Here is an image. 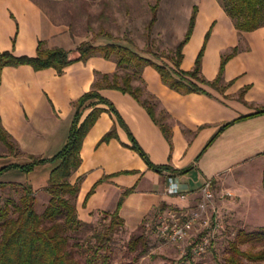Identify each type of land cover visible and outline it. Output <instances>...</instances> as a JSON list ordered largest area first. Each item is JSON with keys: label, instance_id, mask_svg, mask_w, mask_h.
Returning a JSON list of instances; mask_svg holds the SVG:
<instances>
[{"label": "crops", "instance_id": "0c3cea01", "mask_svg": "<svg viewBox=\"0 0 264 264\" xmlns=\"http://www.w3.org/2000/svg\"><path fill=\"white\" fill-rule=\"evenodd\" d=\"M42 1L0 0V52L12 50L16 55L34 56L40 41L47 48L72 50L92 38L73 33L68 25L57 24ZM175 2L182 6L175 5L168 11V2L160 1L153 37L156 34L161 38L157 41L160 48L175 50L185 38L196 8L192 34L183 47L181 68L193 69L204 50L202 73L214 80L223 57L237 49L223 69V82L228 87L224 93L207 87L211 95L183 94L167 86L154 67L145 66L133 84L143 86L153 96L156 117L171 129L170 141L135 97L114 88L101 89L149 159L172 169L150 168L128 146V131L111 112L103 111L83 140L82 163L71 176L72 183L80 184L79 217L87 221L99 212H114L124 191L134 188L125 196L119 213L124 226L134 229L159 206L191 207V202L201 197L199 188L206 180H212L221 190L220 195L228 193L219 200L221 216L237 221L239 228L259 229L264 227V113L239 119L215 135L225 123L264 108V26L239 31L218 0ZM118 69L115 60L102 55L76 61L62 73L55 68L7 66L0 71L3 126L23 152L50 158L67 141L75 102L103 74L112 75ZM115 124L118 137L101 142ZM13 158L0 167L30 161L27 156ZM54 165H38L30 173L24 172V179L9 182H28L38 191L48 184ZM171 179L179 183L185 197L167 192ZM91 190L94 191L88 195Z\"/></svg>", "mask_w": 264, "mask_h": 264}, {"label": "trees", "instance_id": "16d2710c", "mask_svg": "<svg viewBox=\"0 0 264 264\" xmlns=\"http://www.w3.org/2000/svg\"><path fill=\"white\" fill-rule=\"evenodd\" d=\"M225 12L234 22L239 31H254L264 26V0H218ZM160 0L152 6V16L146 26L148 33L158 20V8ZM196 8L191 17L190 26L185 38L178 44L174 53L167 55L149 51L154 58L146 56L130 46L110 42L106 44H94L86 40L75 49L62 47L47 48L43 41L39 42L37 53L34 56L16 55L12 50L0 52V71L7 66L30 65L36 70L55 68L62 73L64 69L76 61L87 60L94 55H102L105 58L117 62L118 71L112 75L103 74L94 83L91 90L85 92L75 102V112L72 118L68 138L63 148L50 158L26 154L9 131L3 126L0 118V143L14 157L27 156V163H9L0 167V189L8 187L20 189L18 199L11 196L0 203V264H79L71 257L68 251L69 232L78 230L88 223L83 221L78 214L77 196L80 190L79 182L72 183L71 176L78 170L82 163L81 148L83 140L98 116L105 110L114 115L116 121L123 126L131 139L128 146L138 152L150 168L163 171L172 169L170 165L154 164L147 153L139 145L135 137L127 128L123 118L112 102L106 99L100 90L114 88L135 97L148 110L151 116L160 124L167 139L171 140V129L164 122H160L155 115L153 96L145 92L143 86L133 84L135 79H140L139 74L145 66L154 67L163 82L171 89L183 94L205 93L209 94L207 87H212L220 93H224L228 84L223 82L222 74L227 60L237 51L223 57L219 75L214 80H208L202 73L203 51L199 53L195 66L191 70H183L181 61L183 47L189 40L194 27ZM165 57V58H164ZM164 59V60H163ZM120 70H123L120 72ZM101 105H106L103 107ZM88 111L87 114L85 112ZM264 113V108L256 112L242 116L234 121L225 123L215 137L233 122ZM164 117V116H163ZM116 124L101 139L108 142L117 138ZM215 137L213 139H215ZM212 139V141H213ZM211 141V142H212ZM210 142V143H211ZM45 163H54L48 184L44 190L50 195V199L42 213L37 210V195L33 186L28 182H9L2 180L5 172L18 169L30 173L36 166ZM183 173L187 170H172ZM134 188L124 191L120 197L114 212H106L109 217V225L101 238L102 247H108V242L118 226H124L120 217V208L125 196ZM94 190H91L90 195ZM168 207V205L164 206ZM98 236V235H97ZM250 245L248 250L242 249L243 245ZM135 241L131 242L134 247ZM192 249H189L185 260L189 264H195ZM93 257L87 258V264H95L97 250ZM109 255L105 254L101 264H108ZM186 264V263H184ZM217 264H264V227L256 230L240 228L235 237L229 241V251L224 261Z\"/></svg>", "mask_w": 264, "mask_h": 264}, {"label": "rangeland", "instance_id": "374dc122", "mask_svg": "<svg viewBox=\"0 0 264 264\" xmlns=\"http://www.w3.org/2000/svg\"><path fill=\"white\" fill-rule=\"evenodd\" d=\"M165 1L168 2L166 6L168 11L175 9V5L182 6V3L177 4L175 0ZM42 2L53 21L68 25L73 33H78L82 37L92 36L89 41L94 44L120 43L152 58L154 57L149 51L163 53L165 57L174 53V50L160 48L161 44L157 41L161 38L156 34L153 37V31L149 34L146 28L152 16V6L157 0H43ZM13 157L0 143V165L14 159ZM24 176L26 177L27 174L13 169L5 172L1 179L12 181L24 179ZM213 191L214 198L207 201V209L199 215L192 229L182 239H169L172 228L175 223L182 224L191 217L202 197L194 199L191 207L186 209L159 206L149 213L137 228L118 226L111 233L112 237L107 248L98 244L101 243L100 240L108 228L109 217L105 212L94 214L89 220H83L88 223L87 226L68 233V251L79 264H87V258H92L95 250L98 260L95 264H101L105 254L110 257L108 264H189L185 260L189 249H192L195 264L223 262L229 251V241L235 237L240 225L237 221L225 219L218 212L219 200L228 193L220 195L221 190H217L216 184H213ZM20 192V189L11 187L0 189V203L9 196L18 199ZM36 195V207L42 213L50 195L44 187L36 191ZM206 220L208 224L205 223ZM215 222L219 225L216 226ZM166 226L168 230L164 231ZM205 238L207 243L204 249H197ZM132 241H135L134 247L131 246ZM249 248L248 244L242 246L244 250Z\"/></svg>", "mask_w": 264, "mask_h": 264}, {"label": "built area", "instance_id": "2783aa9c", "mask_svg": "<svg viewBox=\"0 0 264 264\" xmlns=\"http://www.w3.org/2000/svg\"><path fill=\"white\" fill-rule=\"evenodd\" d=\"M202 201L199 202L197 209L192 213L191 217L187 219L182 224L175 223V226L172 228V233L169 235V239L178 240L184 238L187 233L192 229L194 223L198 220L199 215L204 212L208 205L207 201H211L214 198L213 184L212 180H206L204 184L199 188ZM167 192L173 195H179L180 197H185L184 192L180 189L179 183L171 179L167 185ZM206 224L209 222L206 220ZM215 225L218 226L219 223L215 222ZM168 230V226L164 228V231ZM207 238L202 241V244L197 246V249L203 250L206 245Z\"/></svg>", "mask_w": 264, "mask_h": 264}]
</instances>
